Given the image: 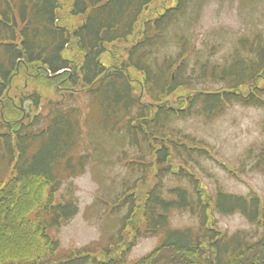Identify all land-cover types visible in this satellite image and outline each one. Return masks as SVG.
<instances>
[{
  "label": "trees",
  "instance_id": "16d2710c",
  "mask_svg": "<svg viewBox=\"0 0 264 264\" xmlns=\"http://www.w3.org/2000/svg\"><path fill=\"white\" fill-rule=\"evenodd\" d=\"M197 5L0 0V241L29 229L46 248L44 257L0 264H264L263 201L255 191L208 194L199 174L207 143L179 126L191 117L211 122L236 104L264 110V31L235 37L216 58L219 44L194 48L193 30L180 28ZM26 106L30 114L19 120ZM94 131L118 141L123 171L120 189L92 204L122 215L104 240L61 252L51 232L79 207L58 192L104 161ZM246 159L264 173V140ZM139 211L135 240L157 244L131 263L128 248L115 252ZM177 212L192 222L174 226ZM233 214L251 229L217 227L216 215Z\"/></svg>",
  "mask_w": 264,
  "mask_h": 264
},
{
  "label": "rangeland",
  "instance_id": "374dc122",
  "mask_svg": "<svg viewBox=\"0 0 264 264\" xmlns=\"http://www.w3.org/2000/svg\"><path fill=\"white\" fill-rule=\"evenodd\" d=\"M261 27H264V0H198L191 14L180 23L181 29L193 30L192 43L195 48L205 50L204 41L209 47L214 42L219 44L216 58L230 50L236 36ZM29 112L30 108L26 106L25 113ZM8 115L12 116L11 113ZM22 115L23 111L19 120L25 118ZM179 126L207 143L209 157L200 161L199 174L208 194L214 195L218 188L239 194L255 191L264 203V173L248 169L245 160L247 148L264 140L263 109L236 105L211 122L205 123L191 117L180 121ZM93 133L94 137H91H96L102 143L97 148V154H103L104 161L90 162L84 173L75 177L70 185L65 182L58 192L59 197L70 198L79 207V212L70 221L51 232L61 252L104 240L115 232L118 217L122 215H107L108 209L103 202L92 204L97 196H112L120 189L119 178L123 171L116 160V154L121 149L118 141L108 140L97 131ZM118 172L120 174L117 176ZM141 220L139 211L126 225L122 233L126 240L115 252L119 254L122 249L128 248L126 255L131 263L156 246V239L152 237L137 238L135 241L134 227L140 225ZM172 221L177 226H185L192 222V218L187 213H176ZM216 224L227 232L251 229L239 214L217 215ZM45 250L42 240L35 238L29 229L14 242L6 239L0 241V258L5 260L44 257Z\"/></svg>",
  "mask_w": 264,
  "mask_h": 264
}]
</instances>
